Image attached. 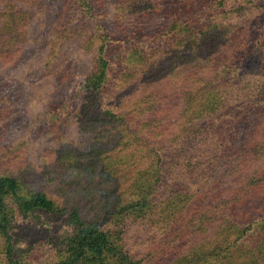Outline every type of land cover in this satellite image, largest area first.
Masks as SVG:
<instances>
[{
    "label": "trees",
    "instance_id": "1",
    "mask_svg": "<svg viewBox=\"0 0 264 264\" xmlns=\"http://www.w3.org/2000/svg\"><path fill=\"white\" fill-rule=\"evenodd\" d=\"M76 1L90 18L92 2ZM172 1L132 0L138 14L123 51L110 54L101 34L80 107L67 117L95 141L88 150L63 145L47 173L57 174L66 204L28 185L31 163L20 152L0 149L7 264H26L33 248L18 247L16 214L66 218L72 229L57 264H264V0H176L179 15L153 28L137 23ZM131 65L148 72L153 104L161 98L149 121L123 113L129 87L105 95L113 79L126 85ZM172 77L196 85L186 84L183 105L179 93L166 95ZM69 176L82 185L68 191Z\"/></svg>",
    "mask_w": 264,
    "mask_h": 264
},
{
    "label": "rangeland",
    "instance_id": "2",
    "mask_svg": "<svg viewBox=\"0 0 264 264\" xmlns=\"http://www.w3.org/2000/svg\"><path fill=\"white\" fill-rule=\"evenodd\" d=\"M89 2L95 8L90 18L85 17L75 0H0V149L5 155L9 151L20 152L31 163L29 179L32 183L28 185L51 189L61 205L66 204L67 194L62 195L57 190L62 184L57 174L52 177L47 174L50 165L56 162V151L66 147L63 145L88 150L96 137L95 133L83 130L75 119L67 117L80 107L84 81L93 70L96 47L102 42L101 34L108 36L106 43L111 44L110 54L123 51L120 39L130 34L129 23L136 21V17L131 19L130 15L138 14L135 6L130 8L132 0ZM175 2L164 4L159 12H141L138 16L141 20L137 23L153 28L165 21L163 17L168 12L179 15ZM180 10L183 13V9ZM165 19L167 22L170 17ZM116 57L112 55L118 64ZM165 61L160 59L157 64ZM150 62H153V54ZM140 66L129 67L130 79L126 85L118 79L111 80L105 95L110 89L120 93L129 87L133 92L127 94L123 102V113L130 112L134 117L149 121L153 119V105L157 108L161 98L159 104H153V82H147L148 72L141 73ZM193 71L202 79V75ZM183 73L186 77L193 76ZM188 80L183 84L177 77L170 78L166 95L171 97L179 93L178 103L183 105L188 96L186 84H189V92L196 87L191 78ZM110 95L114 97L112 91ZM106 130L105 127L100 129ZM261 142L264 146V140ZM66 181L68 191L82 185L71 176L66 177ZM13 222L12 232L20 239L18 247L25 250L33 247L24 252L26 264H57L62 256L61 240L72 229L65 217L54 220L44 214L38 218L16 214ZM23 229L31 230L36 238L29 233L23 235ZM138 231L142 234L141 229ZM132 242L139 241L131 238ZM4 244L0 238V264H7ZM169 258L167 256L165 261ZM177 260L178 256L176 263Z\"/></svg>",
    "mask_w": 264,
    "mask_h": 264
}]
</instances>
